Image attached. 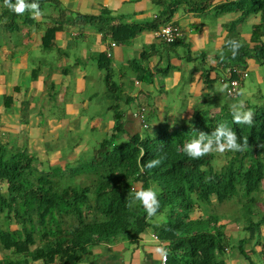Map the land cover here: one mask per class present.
<instances>
[{
    "label": "trees",
    "instance_id": "16d2710c",
    "mask_svg": "<svg viewBox=\"0 0 264 264\" xmlns=\"http://www.w3.org/2000/svg\"><path fill=\"white\" fill-rule=\"evenodd\" d=\"M213 1L199 0L192 6L203 11ZM0 2L4 8L0 22L13 31L16 20L28 11L16 13L6 0ZM154 2L164 7L155 25L167 23L180 4L176 0ZM214 11L240 13L226 25L230 33L247 17H258L237 55L233 56L229 42L239 39L227 38L224 49L228 54L219 61L222 68L245 70L248 58L264 63V0H221ZM54 32L52 26L44 38L50 39ZM137 33L132 29L123 41ZM98 64L107 70V89L114 91L110 69ZM230 98L214 113L197 107L190 120L159 125L153 133L129 135L121 143L117 140L122 139L124 126L121 112L114 105L109 137L93 148L89 158L80 155L68 163L70 166L65 165L62 176L51 169L39 170L35 157L25 147L10 149L0 141V264H77L98 243L120 238L136 242L149 229L167 243L166 264H227L225 226L218 224L216 216L206 217L201 206L213 201L233 202L237 215H241L237 222H242L246 232L245 237L235 240V247L248 264H257V259L264 264V211L254 212L264 183V101L253 104L244 100L243 107L253 109V122L248 124L232 119L234 107L241 105L239 94ZM221 123L231 126L241 143L246 138L247 147L212 151L200 157L187 155L183 146L189 139L200 131L211 135ZM154 159L160 163L148 167ZM219 159L223 160L220 166ZM78 176L94 179L91 184L77 179L78 187L68 184ZM148 186L159 190L156 214L161 219L154 222L142 203L134 199L135 191ZM195 211L200 213L196 218ZM245 244H250L249 252L256 259L245 252Z\"/></svg>",
    "mask_w": 264,
    "mask_h": 264
},
{
    "label": "crops",
    "instance_id": "0c3cea01",
    "mask_svg": "<svg viewBox=\"0 0 264 264\" xmlns=\"http://www.w3.org/2000/svg\"><path fill=\"white\" fill-rule=\"evenodd\" d=\"M176 1L180 4L168 21L182 31L175 44L164 43L154 35L161 26L154 21L164 9L154 0H44L40 8L48 5L50 13L42 9L41 16L33 17L32 10H27L21 25L13 29L19 33L17 41L3 39L5 33L9 37L11 32L0 22V141L10 145L11 137L7 139V135L21 139L22 144L15 145L27 148L38 162L47 159L42 162L49 168L55 162H75L81 145L73 146L66 160H59L58 147L46 149L48 139L68 136L85 125L91 131H104L109 137L114 105L122 116V138L141 135L142 130L153 133L159 122L171 125L190 120L197 107L211 113L218 111L231 99L220 82L223 68L219 61L228 54L224 49L226 40L233 35L247 42L250 34L237 29L238 24L230 33V26L226 25L240 13H216L214 5L221 0H214L205 8L201 20V11L192 6L199 0ZM2 9L0 2V14ZM207 17L211 24L204 21ZM257 19L249 16L243 22L251 23L252 28ZM52 26L53 37L44 38ZM135 28L138 33L123 41ZM211 39L214 47L205 54ZM98 63L117 73L119 85L112 82V74L110 82L115 90L106 88L113 99L106 108L111 115L94 112L99 95L92 74L95 67L100 68ZM246 63V71L256 65L250 58ZM179 88L182 105L175 106L173 100L168 105V93ZM140 109H144L146 127L137 117ZM199 215L195 211L193 217ZM154 235L156 232L149 229L136 242L120 238L98 243L77 264H157L162 253L156 249H166L167 243Z\"/></svg>",
    "mask_w": 264,
    "mask_h": 264
},
{
    "label": "rangeland",
    "instance_id": "374dc122",
    "mask_svg": "<svg viewBox=\"0 0 264 264\" xmlns=\"http://www.w3.org/2000/svg\"><path fill=\"white\" fill-rule=\"evenodd\" d=\"M49 8H48V5L41 7V9L45 10V13L46 11L50 13L51 10ZM202 12L203 11H201L199 14L200 15V17H198L199 20L202 19L201 17V15L203 14ZM47 15L48 14H46L45 16L49 17V15L48 16ZM25 17H26V14H25ZM22 18H23V15L21 16V19L16 20V27L21 25ZM209 19L210 18L207 17L206 19H204V21L207 24H211V21ZM4 22L8 28L9 27L8 22L6 20H4ZM238 28L243 29V32L246 34L251 33V23H248V22L244 23L242 21V23L241 22L238 23L237 29ZM10 32H11V35L8 37L5 33L3 35V39H7V42L9 41V39H13V41H17V35L19 33H17L16 31L13 32L12 30H10ZM238 39H239L238 41L242 45L244 43V39L241 36L238 37ZM209 43H210V45H208L209 47H207L204 50L205 54L210 52V47L211 48L214 47L213 39H211ZM181 52L183 53V51ZM186 52L188 53V51ZM224 52H225L224 50L219 51L220 54H224ZM192 67L194 66L192 65ZM103 70H100V68L95 67L94 74H92L93 79H94V86H95L97 94L99 95L98 101H97L98 105L95 107L94 112L98 113V115H101V113L102 115H105V114L111 115L110 112L106 111V108L110 104L113 103V99L109 95L110 94L109 91H106L107 84L105 81H106L107 71L105 69ZM247 73H248L247 77L241 81V85L239 87L240 96H239L238 102L240 103V101L249 100L251 103L254 104V103L264 101V63L256 62V65L254 66V68H249ZM112 74H113L112 82L119 85V82L117 81L118 77H116L117 73H112ZM215 84L218 88H220V84L218 82ZM180 92H181L180 88L176 90L174 89L173 91L169 92L167 104L171 105L172 104L171 101L173 100L174 105L175 106L177 105V107L178 106L180 107L182 105V101L180 100L182 98L178 97ZM72 94H76V93H72ZM228 101L229 100H227V102ZM158 124L160 126H166L165 122H159ZM87 127L88 125H85V127L81 128L78 131H75L72 134H69L68 136L61 135L58 139H51V138L48 139L46 143V149L54 150L56 149V147H58V149L61 151V156L60 158L58 157V159L66 160V158L69 157V153L73 151V146H75L76 144H80L81 145L80 146L81 148L79 151L80 155L84 158H89L92 155L91 153H92L93 148H98L99 143L108 137V133H105L104 131H100L99 129H94L91 131ZM141 135H145V130H142ZM9 137H11V139L9 140L10 149H15L17 147L15 145L16 143L22 144V142H20L21 139L16 140L15 137H12L9 135L6 136L7 139ZM117 142L121 143V142H125V140L122 138V139L117 140ZM23 147L24 146L21 145L20 148H23ZM42 161H48V160L42 159ZM42 161L41 162H38V160L34 161L36 167L39 170L44 169V171L46 172L51 169L52 170L51 172L54 171V173L58 176H62L64 170L66 169V166H70L68 163H66L67 165L65 166L64 164L55 162L54 164H50V167L47 168L45 165L46 162H42ZM222 163H223V160L219 159L217 165L220 166ZM77 179L80 181H85L84 183L91 184L94 178L92 176H78L77 178H75V180H70L68 184L74 187H78ZM61 185L65 186L66 182H61ZM2 188L4 189V187ZM258 199H259L258 203L254 209L255 213L256 211L257 212L264 211V183L262 185L261 192L259 193ZM201 206L203 208V211L205 212L206 217H208L209 215L216 216L218 218V224L225 226L223 231L229 240V246L226 247V254H225L227 264H248V262L240 255L237 248L235 247V240L245 237L246 232L242 230V226H243L242 222H237L238 221L237 218L241 215H237L238 214L237 207L233 204V202L229 201V202H224V203H218V202L213 201L209 205L202 204ZM152 217H153V222L161 219V216L158 214H154L152 215ZM249 248H250V244L244 245L245 252L249 253L252 258L256 259L257 256L254 255L253 253H250ZM257 249L259 248L257 247ZM1 254L2 253H0V256ZM256 263L259 264L258 259L256 260Z\"/></svg>",
    "mask_w": 264,
    "mask_h": 264
},
{
    "label": "clouds",
    "instance_id": "9594fccd",
    "mask_svg": "<svg viewBox=\"0 0 264 264\" xmlns=\"http://www.w3.org/2000/svg\"><path fill=\"white\" fill-rule=\"evenodd\" d=\"M6 3L16 13H24L26 10H32L31 15L33 17H39L43 12L40 8L39 0H15V2L13 0H6ZM229 43L233 49V56L237 55L238 49L241 47L240 42L232 40ZM224 87L226 88L227 84ZM243 104L244 101H240L241 107H234L232 119L237 123L251 124L253 122V109H245ZM247 143L246 138L244 143L239 141L237 132L231 126L227 123H221L211 135L200 131L198 135L189 139L183 147L184 151L190 157H200L212 151L223 152L226 149L243 150L247 147ZM159 163V159H154L149 162L148 167H153ZM158 192L159 190L155 186H148L135 191L134 199L142 203L149 216L156 214L160 207ZM156 250L162 253L165 259L167 258V250L165 248L159 247Z\"/></svg>",
    "mask_w": 264,
    "mask_h": 264
},
{
    "label": "built area",
    "instance_id": "2783aa9c",
    "mask_svg": "<svg viewBox=\"0 0 264 264\" xmlns=\"http://www.w3.org/2000/svg\"><path fill=\"white\" fill-rule=\"evenodd\" d=\"M154 35L160 41L170 44L177 41L182 36V31L179 26L167 22L161 25L155 32ZM114 45V44H112ZM110 56V53L107 54ZM248 73L246 70L235 68V67H226L223 69L222 76L220 78L221 84L224 86L227 84V87L224 88L225 93L229 97H236L238 95L239 86L242 80L247 77ZM235 76V77H233ZM137 117L143 127H146V121L144 116V109H140L137 113ZM155 239H158L157 235L153 236ZM167 258L165 259L163 254H161L159 262L157 264H166ZM53 264H58L57 262Z\"/></svg>",
    "mask_w": 264,
    "mask_h": 264
}]
</instances>
